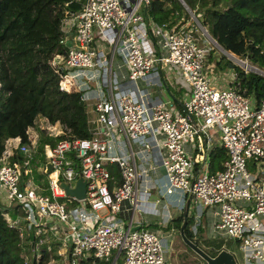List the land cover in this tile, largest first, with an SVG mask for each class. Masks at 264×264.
Here are the masks:
<instances>
[{
  "label": "built area",
  "instance_id": "obj_1",
  "mask_svg": "<svg viewBox=\"0 0 264 264\" xmlns=\"http://www.w3.org/2000/svg\"><path fill=\"white\" fill-rule=\"evenodd\" d=\"M65 1V8L80 2L81 9L65 10L60 42L67 43L68 50L56 55L51 66L61 91H78L84 102L92 103L96 116L90 123L95 128L90 138L44 145L52 170L45 173V165L36 167H42L46 187L33 177V146L38 132L57 137L66 135L64 128L37 116L27 129V143L19 137L6 140L0 189L24 212L15 219L7 216L9 226L19 228L22 238L23 223L34 231L37 257L42 245L50 249L51 241H59V264L108 260L114 251L123 255L124 264H167L170 238L116 221L124 201L133 210L147 208L143 205H148L151 192L143 188L148 171L144 164L151 162L164 171L161 194L177 196L183 207L190 191V204L215 209L211 232L235 240L244 264H264V97L256 106L235 84L234 72L228 86L212 84L206 62L210 42L216 41L184 0L178 1L190 18L169 27L147 17L151 0ZM238 62L242 70L264 77V70L248 59ZM165 66L173 68L177 84L187 91V113H172L150 92L153 86H163ZM118 68H125L126 75ZM212 130L226 155L222 169L214 173L206 162ZM116 135L125 137L126 152H118ZM188 145L195 154L188 152ZM112 164L118 167L117 179L110 172ZM78 177L86 182L83 199L67 196L60 186L63 181L73 187ZM65 197L70 200L62 201ZM192 217L195 235L199 216Z\"/></svg>",
  "mask_w": 264,
  "mask_h": 264
},
{
  "label": "trees",
  "instance_id": "obj_2",
  "mask_svg": "<svg viewBox=\"0 0 264 264\" xmlns=\"http://www.w3.org/2000/svg\"><path fill=\"white\" fill-rule=\"evenodd\" d=\"M65 0H0V155L9 138L19 137L27 143V129L37 116L45 117L51 123H59L66 135L43 136L38 145L33 177L36 183L47 186L44 173H36V166L46 163L44 145L55 146L63 139L90 138L94 124L90 123L88 103L81 99V93L61 91L58 76L51 66L56 55H65L68 44L61 43V20L66 9L79 11L80 2L65 8ZM200 24L217 44L226 52L248 61L264 70V0H184ZM199 13L200 18L196 15ZM147 17L158 25L183 24L189 15L178 0H151ZM221 65L222 60H217ZM230 62L225 61L223 66ZM222 66V65H221ZM222 66V67H223ZM235 84L250 96L255 105L264 97V77L253 71H244L233 65ZM183 113V112H182ZM209 171L222 169L226 158L222 147H213L209 154ZM21 159V155L15 156ZM12 159V158H10ZM117 179L119 170L115 164L109 166ZM41 179L44 180L41 183ZM43 193H48L44 189ZM6 215L11 219L24 216L19 204L6 206L0 203V264H48L51 257L59 258V241H51L40 247V256L35 254L36 237L25 223L24 237L20 230L9 226ZM182 220L179 216L170 220L161 229H174L179 236ZM193 217L188 213L184 230L188 238H196L198 245L214 256L224 249L223 242L210 239L199 227L193 235L190 230ZM180 238V236H179ZM181 239V238H180ZM184 247L193 253L186 245ZM27 256V259L25 258ZM124 264L123 255L113 252L108 260L89 259L82 264ZM204 264V262H203Z\"/></svg>",
  "mask_w": 264,
  "mask_h": 264
},
{
  "label": "crops",
  "instance_id": "obj_3",
  "mask_svg": "<svg viewBox=\"0 0 264 264\" xmlns=\"http://www.w3.org/2000/svg\"><path fill=\"white\" fill-rule=\"evenodd\" d=\"M207 66L208 68H212L210 64H208ZM117 71H119L121 75H126L125 68L120 70L118 68ZM232 72L233 68L230 67L225 73H223L222 71H218L217 76L214 77V75H210L212 84L219 88L228 86L231 83ZM161 73L164 81L163 86H156V90L151 87L150 92L152 94H158L160 98H162L166 102V105L172 111V113L184 112L181 105L184 106V102L187 98V91L181 89L177 84L175 80L176 75L172 67L165 66L164 68H162ZM89 105H91V107L93 108L92 103H89L88 106ZM210 133L213 143L207 148L206 151V162L208 163V168L210 164V151L213 147L219 146L218 133L215 130H212ZM159 138L162 139V136L159 135ZM115 139L118 143V152H126L128 146H126L125 137L116 135ZM130 147L136 149L137 145L132 143ZM187 150L191 155L195 154V150H193V147L191 145L187 146ZM146 168L148 171L146 173V180L143 183V188L145 187L147 190L152 192L153 199L151 200L148 198V205H143V207L147 206V208L143 211H141L140 208L133 210L129 202H122L121 211L118 214V219L116 221L118 223L120 222V225L131 226L132 228L144 227L150 230H157L167 236V238L169 239L172 234H174V229L171 228L170 230H164L161 229L160 226L165 227L170 220L177 217L175 216L178 213L177 211H181L182 209L181 201L177 196L169 198L161 194L165 188L166 178L163 175L164 171L160 166L158 167V165H154L150 162V164L146 165ZM7 202L8 201L6 199L4 190L3 188H1L0 203H4L3 205H6ZM171 208H173V210H171ZM175 209L177 211H175ZM214 210L215 209L207 208L200 203H191L189 205V214L190 212H193L191 214L192 216L196 214L200 217L199 219L201 222L198 220V226L203 228L204 232H208V230H210L211 232V224L213 223L214 219ZM203 217L206 220L205 224L202 222ZM171 241H173V238Z\"/></svg>",
  "mask_w": 264,
  "mask_h": 264
},
{
  "label": "rangeland",
  "instance_id": "obj_4",
  "mask_svg": "<svg viewBox=\"0 0 264 264\" xmlns=\"http://www.w3.org/2000/svg\"><path fill=\"white\" fill-rule=\"evenodd\" d=\"M140 11H141V9H140ZM196 15L200 18L199 13H196ZM189 18H190V15H189ZM210 43H211L212 49H211L210 55L208 56V59H207V62H206V65L210 64L212 66V68L211 67L208 68V66H207V73L209 74V76L210 75H214V77L217 76L218 75V71L219 72L222 71L223 73L227 72V69L230 68V66H229L230 64H235V65L239 66L238 59H240V57L238 58L237 56H235V55H233L231 53L225 52L217 44V42L215 43V42L211 41ZM217 60H222V63H221L222 66L224 65L225 61H228L230 63H229L228 66H226V67L223 66L222 67L221 65H218V61ZM91 87H94V85L91 84ZM153 88L156 90V86H153ZM88 108H89L88 110H89V113L91 115V118H95L96 113H95L94 109L91 107V105H89ZM43 136H45L44 131L38 132V138L36 139V143H34V146H33V148H34V150L36 152H37L40 140L42 139ZM147 164H150V163H145L144 166L146 167ZM38 166H41V165H38ZM148 167H149V165H148ZM35 169H36L35 170L36 173H38V174L42 173V167L41 168H37L36 167ZM152 195L153 194L151 192V195L149 197V199H151V200L153 199ZM61 200L62 201H69L70 199L65 197V198H63ZM12 204L13 203H11V202H7L6 203L7 206H11ZM171 210H173V208H171ZM175 211H177V210L175 209ZM179 211H177L178 212L177 214L175 213L176 214L175 216H179V214L181 212V211L180 212ZM192 213L193 212H190V215ZM7 216L8 215H6V217ZM199 221H200V219H199ZM202 222L204 224L206 223V220L204 219V217L202 218ZM204 235L206 237H209L210 239H216V240H220L221 242H223L222 247L224 249L228 250L229 252L234 254L238 264H244L243 260H242L243 259L242 252L238 248V245L235 242V240H233L232 238H230L228 236L220 235V234H218V233H216L214 231L210 232V230H208V232L207 231L204 232ZM172 238H173V241L168 242L170 248H168L169 251L167 253V264H203V261L194 252L191 253L184 247L185 244L182 242V240L179 238L178 235H176L174 233L170 237V240H172ZM58 251L59 250L57 249V254H59ZM59 263H60V260L58 258L51 257L50 262L48 264H59Z\"/></svg>",
  "mask_w": 264,
  "mask_h": 264
},
{
  "label": "water",
  "instance_id": "obj_5",
  "mask_svg": "<svg viewBox=\"0 0 264 264\" xmlns=\"http://www.w3.org/2000/svg\"><path fill=\"white\" fill-rule=\"evenodd\" d=\"M183 5L185 6L186 9H188V7H186L184 2H183ZM233 65L234 64H230L229 66L233 67ZM181 107L183 108V111L187 113L185 110V107L183 105H181ZM188 116L191 119V121L194 122L192 115L188 114ZM51 170H52L51 163L47 162L45 164V173H49ZM60 186L65 190V193L67 196H71L76 199H83L85 197L86 182L82 177H78L76 179L73 187H70L67 182H63V181L60 182ZM190 201H191V192L189 191L187 193L186 200L181 209L182 220H181L180 228H179V236L182 242L192 252H194L204 262V264H238L234 254L229 252L228 250L221 249L214 256H211L198 245L195 237H193L192 239L187 237L184 230L188 223V213H189ZM133 229H138V228H133ZM115 261H116V257L114 258L112 264H114Z\"/></svg>",
  "mask_w": 264,
  "mask_h": 264
}]
</instances>
